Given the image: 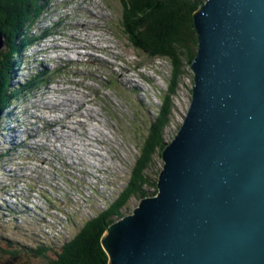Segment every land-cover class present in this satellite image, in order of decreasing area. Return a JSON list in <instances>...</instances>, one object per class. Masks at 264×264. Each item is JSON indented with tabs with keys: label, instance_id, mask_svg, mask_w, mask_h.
Segmentation results:
<instances>
[{
	"label": "rangeland",
	"instance_id": "rangeland-1",
	"mask_svg": "<svg viewBox=\"0 0 264 264\" xmlns=\"http://www.w3.org/2000/svg\"><path fill=\"white\" fill-rule=\"evenodd\" d=\"M122 23V0H48L36 23L31 34L42 33L21 54L12 85L35 73L49 81L19 96L0 121V264H49L53 254L30 248L60 250L124 190L171 66L135 48ZM184 71L167 142L190 106L194 75ZM153 160L161 170L160 158ZM138 203L131 197L120 212L128 216Z\"/></svg>",
	"mask_w": 264,
	"mask_h": 264
},
{
	"label": "water",
	"instance_id": "water-1",
	"mask_svg": "<svg viewBox=\"0 0 264 264\" xmlns=\"http://www.w3.org/2000/svg\"><path fill=\"white\" fill-rule=\"evenodd\" d=\"M188 111L107 264H264V0H205ZM4 39L0 35V51Z\"/></svg>",
	"mask_w": 264,
	"mask_h": 264
},
{
	"label": "trees",
	"instance_id": "trees-1",
	"mask_svg": "<svg viewBox=\"0 0 264 264\" xmlns=\"http://www.w3.org/2000/svg\"><path fill=\"white\" fill-rule=\"evenodd\" d=\"M205 0H122L123 29L131 44L147 54L149 58H160L171 66L168 91L162 97V105L156 118L148 125V134L137 149L138 158L131 170L122 193L97 217L82 223L80 230L61 246L60 250L46 252L45 248L31 247L35 256L53 254L49 264H107L108 259L101 247L103 234L131 198L139 200L155 196L156 182L160 170H154V156L161 160L166 144L163 130L170 123L173 96L184 66L191 69L196 55L197 35L192 15ZM48 0H0V35L4 39V50L0 51V121L3 113L24 92H30L49 80L46 74L37 73L23 84L12 85L18 76L12 72L18 68L21 54L38 41L37 34H31L44 13ZM15 99V100H14ZM148 189L153 192L148 193ZM17 254L12 253V259ZM10 259L6 260V263Z\"/></svg>",
	"mask_w": 264,
	"mask_h": 264
},
{
	"label": "bare ground",
	"instance_id": "bare-ground-1",
	"mask_svg": "<svg viewBox=\"0 0 264 264\" xmlns=\"http://www.w3.org/2000/svg\"><path fill=\"white\" fill-rule=\"evenodd\" d=\"M66 3H67V2H66ZM64 4H65V3H64ZM67 5H68V4H67ZM91 9H92V8H91ZM35 27H36V26H35ZM49 30H50V29H49ZM46 34H47V33H46ZM46 34H45V35H46ZM55 34H56V33H55ZM72 35H73V34H72ZM65 36H66V35H65ZM89 36H90V35H89ZM114 36H115V35H114ZM52 37H53V36H52ZM73 37H74V36H73ZM43 40H44V39H43ZM70 41H71V40H70ZM66 48H69V46L66 47ZM72 48H73V47H72ZM72 48H71V49H72ZM45 51H46V50H45ZM72 54H73V53H72ZM50 70H52V69L50 68ZM17 76H18V74H17ZM64 107H65V106H64ZM48 108H49V107H45L44 110H45V109H48ZM51 109H52V108H51ZM47 111H50V110L48 109ZM74 112H75V111H74ZM76 113H77V112H76ZM69 114H71V113H69ZM72 114H74V113H72ZM81 120H82V119H81ZM53 123H54V122H53L52 120H50V124L48 123V128H49V125H53ZM18 132H21V131H18ZM34 132H35V131L33 130V133L31 134V136H32V135H33V136L35 135ZM16 136H18V138L20 139L21 136H22V134H17V133H16ZM103 136H104V135H103ZM105 136H106V135H105ZM86 137H88L87 134H86ZM15 141H16V140H15ZM86 143H87V142H86ZM71 149H72V151H76L78 148H76V147H72ZM84 151H85V150H84ZM76 167H77V166H76ZM79 173H81L80 170H79ZM90 177H91V176H88V177L84 178L83 180L80 181V183L83 182V181H87ZM155 195H156V194H155Z\"/></svg>",
	"mask_w": 264,
	"mask_h": 264
},
{
	"label": "clouds",
	"instance_id": "clouds-1",
	"mask_svg": "<svg viewBox=\"0 0 264 264\" xmlns=\"http://www.w3.org/2000/svg\"><path fill=\"white\" fill-rule=\"evenodd\" d=\"M34 44V43H33ZM186 115V114H185ZM171 141V140H170ZM167 143V142H166ZM162 161V160H161ZM162 165H163V163H162ZM151 197V196H150ZM97 217V216H96Z\"/></svg>",
	"mask_w": 264,
	"mask_h": 264
}]
</instances>
